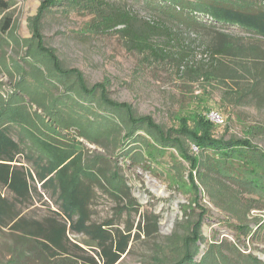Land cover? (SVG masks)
Here are the masks:
<instances>
[{"label":"trees","instance_id":"16d2710c","mask_svg":"<svg viewBox=\"0 0 264 264\" xmlns=\"http://www.w3.org/2000/svg\"><path fill=\"white\" fill-rule=\"evenodd\" d=\"M64 1L69 8L83 7L91 12L93 17L88 28L92 32L122 35L132 50L148 56L147 62L152 56L159 60L169 57V50L158 40L166 37L170 43L175 41L170 22L205 26L203 28L210 31L207 46L211 49L213 66L211 69L194 68L180 58L178 68L181 75L189 73L198 79L220 80L224 85L232 81L236 87L231 86L229 96L243 98L251 94L260 98L262 93L259 90L264 84L262 45L224 33L219 27L237 25L264 38V0H142L147 6L148 17L105 0H41L37 16L30 19L32 36L23 39L26 55L39 61L41 69L47 72L42 84L52 82L63 89L59 96L53 95L51 101L42 95L36 99L55 117L53 120L59 121L64 115L62 111H68L61 124L56 120L58 125L74 127L81 136L95 140L96 137L89 132L97 123L99 131H104L99 140L113 141L115 149L121 146V154H126L123 152L138 140L147 142V155L154 160L159 159V154H170L173 168H167L165 173L180 190L193 197L185 211V231L167 237L165 246L173 251V255L161 256L159 264H216V259L231 264H247L248 260L260 263L257 257L252 259L251 254L242 250L238 243L242 240L240 237L235 242L229 239L208 242L203 233L208 210L200 204L201 198L209 197L217 207L238 221V233L244 234L246 239L249 236L252 240L264 239L261 234L264 232L263 218L253 213L264 207V147L251 137L256 128L249 127L244 136H216L213 132L215 123L206 113L210 106L206 105L192 117L180 115L177 126H166L148 115L139 114L130 103L115 101L102 83L89 84L80 70L65 67L56 51L43 44L41 21L53 7ZM11 3L12 0H0L2 32L16 26L9 12ZM245 79L251 83H244ZM14 99L4 104L0 111V227L18 234L21 246L30 249L33 258L46 264H56L53 260L61 256L68 258L59 260V264H67L70 260L69 231L87 236V244L103 264H116L129 249L133 227L121 228L112 220L96 222L92 218L91 206L98 188L116 198L129 194L119 170L106 168L99 160L105 158L101 154L95 160L90 159L81 141L53 135L59 134V127L55 126H51L50 132L32 131L42 153L27 154L23 140L13 137L11 126L28 120L29 113L24 102ZM48 104H51L50 108ZM89 110L91 115H84ZM68 115L72 118L70 122H67ZM191 120L200 130L190 126ZM21 156L27 157L32 166H25ZM185 163L189 164L188 168ZM183 170H189L187 177L182 175ZM38 183L53 191L58 205V211L42 219L27 217L21 208L32 201ZM197 208H200L199 212ZM252 213L254 216L250 219ZM145 220L149 234L158 231V220L153 215ZM204 245L208 246L207 251L197 260ZM21 246L17 257H11L6 264L22 259L24 264H31L29 258H23L29 253ZM78 256L85 260L84 264H88L87 261L97 263L93 256Z\"/></svg>","mask_w":264,"mask_h":264},{"label":"rangeland","instance_id":"374dc122","mask_svg":"<svg viewBox=\"0 0 264 264\" xmlns=\"http://www.w3.org/2000/svg\"><path fill=\"white\" fill-rule=\"evenodd\" d=\"M105 1L130 8L142 17L149 16L147 6L142 0ZM41 4V0H12L9 12L16 23L15 29L2 32L0 27V111L4 104L15 101L14 98L20 99L27 105L28 120L11 126L13 137L23 140L27 154L42 153L32 131L50 132L51 126H55L59 127V134L53 135L71 141L76 140L74 142L81 141L90 159L95 160L96 156L101 154L105 158L99 160L106 168H111V171L117 168L129 188V194H122L120 198H116L102 188H98L91 206L92 218L96 222L112 220L115 226L121 228L129 225L133 227V238L129 249L116 264H159L161 256L173 253L165 246L167 237L185 231L184 224L186 225L187 221L185 211L193 196L189 192L180 190L165 173L167 168H173L169 153L159 154L157 156L159 159L154 160L147 155V142L138 140L136 143H131L129 149L123 152L126 154H121V146L115 149L113 141L107 138H103L102 142L101 139L99 140V135H103L104 131H99L97 123L89 132L96 137L95 140H91L81 136L74 127L60 126L66 120L68 111L61 110L65 116L62 114L59 122L57 119L53 120L55 117L36 102L41 95L51 101L53 95L59 96L63 90L52 82L42 84L47 78L45 75L47 72L41 69L39 61L26 55L27 47L23 39L32 36L30 19L37 16ZM92 17L91 12L83 7L69 8L68 3L64 1L53 7L41 21L43 44L46 48L56 51L65 67L80 70L89 84L105 85L115 101L130 103L139 114L148 115L166 126H177L180 115L192 117L201 110L202 106H210L209 111L206 112L208 118L211 111H217L224 119L223 123H217L210 118L215 123L213 132L216 136L230 137L233 134L244 136L248 133L249 127H255L256 130L251 137L254 142L264 147V84L259 90L262 93L260 98H254L251 94L240 98L231 94L229 96L231 86L236 87L232 81L224 85L220 80L198 79L189 73L181 75L178 68L180 58L185 63L189 62L194 68L201 66L204 69H211L213 66L211 49L207 46L210 31L205 30L203 28L205 26L170 22L175 41L170 43L166 37L158 40L160 45L169 50V57L159 60L152 56L150 62H147L148 56L132 50L122 35L114 32H92L88 28ZM219 28L224 33L243 37L246 42L253 40L264 49L262 36L237 25ZM209 30L212 32L211 28ZM224 60L231 62L226 58ZM244 83L251 81L245 79ZM48 105L50 108L51 104ZM53 109L55 111V108ZM90 113L89 110L83 114L90 116ZM58 116L59 114L56 115L57 118ZM71 120L68 115L67 122ZM190 126L194 130H200L194 120L190 121ZM115 156L118 159H115ZM147 159H150L149 162ZM21 160L25 166H32L27 157L21 156ZM185 165L189 167L188 163ZM188 172L189 170H183L182 175L187 177ZM4 192L7 193L5 190ZM200 204L208 210L203 222V233L208 242L217 243L222 239L235 242L240 237L242 240L238 243L242 246V250L251 254L252 259L257 257L260 260V263L255 264H264V239L252 240L250 236L246 239L244 234L238 233L236 228L238 221L217 207L209 197L201 198ZM21 208L27 217L38 219L58 211L53 191L44 189L40 183L37 184V191L34 192L32 201L21 205ZM196 211L199 212L200 208ZM253 213L262 217L264 221V207L254 210ZM253 213L250 219L253 218ZM150 215L158 220V231L152 234L147 232L145 220ZM252 225L255 229V224ZM139 231L140 235H138ZM261 234L264 236V232ZM69 238L72 254L67 264H84L85 260L79 258L78 254L95 257L97 263L87 261L88 264H103L95 250L87 244V236L69 231ZM20 246L18 234L7 227H0V264H6L11 257H17ZM21 247L26 248L29 253L23 258H29L31 264H46L41 259L33 258L34 253L30 252V249L23 245ZM207 247V245L201 247L197 260L207 251ZM66 258L68 257L61 256L53 261L56 260V264H59L61 263L59 260ZM240 260H242L241 256ZM24 263L25 260L22 259L11 264ZM215 263L231 264L229 261L224 263L218 259ZM246 263L254 264L250 260Z\"/></svg>","mask_w":264,"mask_h":264},{"label":"built area","instance_id":"2783aa9c","mask_svg":"<svg viewBox=\"0 0 264 264\" xmlns=\"http://www.w3.org/2000/svg\"><path fill=\"white\" fill-rule=\"evenodd\" d=\"M210 118L213 119L217 123H223L224 119L217 111H211Z\"/></svg>","mask_w":264,"mask_h":264}]
</instances>
